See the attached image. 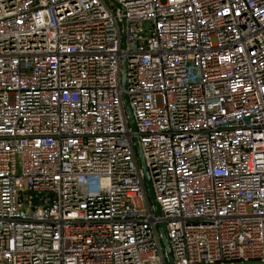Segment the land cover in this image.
I'll list each match as a JSON object with an SVG mask.
<instances>
[{
    "label": "built area",
    "instance_id": "1",
    "mask_svg": "<svg viewBox=\"0 0 264 264\" xmlns=\"http://www.w3.org/2000/svg\"><path fill=\"white\" fill-rule=\"evenodd\" d=\"M160 222L264 263V0H0V264H168Z\"/></svg>",
    "mask_w": 264,
    "mask_h": 264
},
{
    "label": "water",
    "instance_id": "2",
    "mask_svg": "<svg viewBox=\"0 0 264 264\" xmlns=\"http://www.w3.org/2000/svg\"><path fill=\"white\" fill-rule=\"evenodd\" d=\"M123 86L124 87L126 86V68L124 69ZM125 103H126V107H127L129 117H130L131 126L134 130H136V120H135V117H134V114H133L132 108L130 106L129 99H128L127 95H125ZM136 143H137L136 146H137L140 162H141V165H142V167L144 169V173H145L146 185L148 187L149 193H150L151 198H152V205H153V208L155 210L156 215L160 216L161 211H160V207H159L158 201H157L156 196H155L152 178H151L149 169H148L147 164H146V159L144 156V152L142 149L141 142L138 138L136 139ZM34 202L38 203V201L36 199H34ZM159 229L161 232L163 245H164L166 252H167L168 264H175L174 256H173L172 249H171L170 242H169V238L167 236V229H166L164 222L159 223ZM251 264H254V263H251ZM258 264H264V263H258Z\"/></svg>",
    "mask_w": 264,
    "mask_h": 264
},
{
    "label": "rangeland",
    "instance_id": "3",
    "mask_svg": "<svg viewBox=\"0 0 264 264\" xmlns=\"http://www.w3.org/2000/svg\"><path fill=\"white\" fill-rule=\"evenodd\" d=\"M146 186H147V185H146ZM147 194H148V199H149V201L152 203V198H151V195H150V193H149L148 187H147Z\"/></svg>",
    "mask_w": 264,
    "mask_h": 264
}]
</instances>
